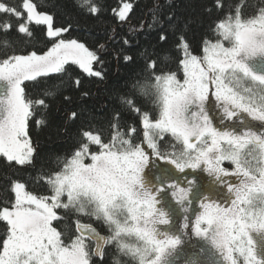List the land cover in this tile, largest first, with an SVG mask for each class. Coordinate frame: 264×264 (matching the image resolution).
<instances>
[{
	"label": "snow or ice",
	"instance_id": "obj_1",
	"mask_svg": "<svg viewBox=\"0 0 264 264\" xmlns=\"http://www.w3.org/2000/svg\"><path fill=\"white\" fill-rule=\"evenodd\" d=\"M79 7L101 11L95 0ZM201 7L216 17L202 54L175 14L154 15L159 40L167 43L171 30L172 47L145 50L143 73L107 120L108 137L94 118L71 111L73 148L58 157L61 167L39 177L46 193L12 182L14 199L0 202V264H264V6L247 18V3L206 0ZM131 9L123 3L113 11L125 21ZM33 24L46 26L51 46L13 47L30 43ZM70 27L55 26L32 0H0V36L6 43L16 36L0 58V156L10 165L34 164L29 122L56 94L29 98L25 82L39 84L70 62L102 78L92 67L97 55L63 37ZM165 61L176 69L165 72Z\"/></svg>",
	"mask_w": 264,
	"mask_h": 264
},
{
	"label": "trees",
	"instance_id": "obj_2",
	"mask_svg": "<svg viewBox=\"0 0 264 264\" xmlns=\"http://www.w3.org/2000/svg\"><path fill=\"white\" fill-rule=\"evenodd\" d=\"M19 5L20 0H9ZM37 10L53 15L55 26L68 27L63 33L65 39H75L94 52L99 58L92 67L102 73V78L91 76L71 62L65 65L62 73H53L49 77L40 78V83L25 82L29 98H38L43 91L56 90L54 96L48 97V108L40 110L41 115H35L29 122V137L36 149L34 164L16 165L0 156V202L14 199L10 188L13 181L26 184L29 191L46 193V187L40 183L39 177L44 173L56 170L62 165L58 157L69 155L76 136V126H68L67 116L71 111L83 112L84 118H94V123L103 129L105 138L108 137L107 120L113 109L118 105V97L128 91L132 80L144 71L143 53L169 51L173 37L169 33L167 43L159 40L162 34L160 26L153 21V16L166 17L175 14V19L183 26V31L194 50L201 54L202 40L206 37L214 38L210 25L215 21L213 15L209 17L201 7L206 0H95L101 11L89 15L80 11L79 0H32ZM123 3H130L132 9L125 21H120L114 9L118 11ZM247 3L245 18L252 15L259 6H264V0H226V5ZM33 37L30 43L16 40L15 34L8 38L0 36V58L9 50V46L23 50L34 48L47 50L50 47L46 37V26L32 25ZM128 43L124 44L123 41ZM34 46V48H33ZM103 46V47H102ZM131 56L133 61H125L123 57ZM174 56V53H173ZM166 72L176 69L172 61H165L162 65ZM79 80V86L76 81ZM86 94V95H85ZM64 97H69L65 100ZM138 103L146 104L147 108L158 114L157 106L147 98H141ZM43 119L45 123L37 124L36 120ZM124 122L133 124V118L127 113ZM102 232L104 226L94 224ZM6 231L5 222L0 221V237Z\"/></svg>",
	"mask_w": 264,
	"mask_h": 264
},
{
	"label": "rangeland",
	"instance_id": "obj_3",
	"mask_svg": "<svg viewBox=\"0 0 264 264\" xmlns=\"http://www.w3.org/2000/svg\"><path fill=\"white\" fill-rule=\"evenodd\" d=\"M45 13V12H44ZM80 43V42H79ZM90 51V50H89ZM202 54V53H201ZM254 123H258V122H254ZM225 167L227 168H231L232 165L229 163V162H225L224 164ZM192 211V214L194 215L196 212L200 211L199 209V205L198 203L196 205H194L193 209L191 210Z\"/></svg>",
	"mask_w": 264,
	"mask_h": 264
}]
</instances>
